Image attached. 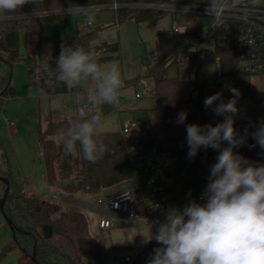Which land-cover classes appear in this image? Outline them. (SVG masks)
<instances>
[{"label": "trees", "instance_id": "trees-1", "mask_svg": "<svg viewBox=\"0 0 264 264\" xmlns=\"http://www.w3.org/2000/svg\"><path fill=\"white\" fill-rule=\"evenodd\" d=\"M122 2H176L177 0H119ZM194 2L198 0H181ZM95 0H38L37 10L52 9L93 4ZM36 5L28 4L21 9L31 13ZM163 11L152 8L123 7L115 13V19L121 22L133 19L142 22L159 16ZM51 16H47L49 18ZM33 17L31 20L21 19L11 22H0V114L4 112L5 103L13 93L12 76L13 63L21 60L27 67L28 82L51 81L54 93H65L69 86L59 81L56 58L60 47L74 48L81 46L85 50H93L97 62L119 57L120 47L117 42H103L94 44L102 26L96 29L78 31L72 37L59 40L52 39L43 27L46 19ZM25 34V48L21 50V34ZM213 41L214 48L202 47L204 42ZM241 47L234 38L232 31L223 27L211 26L207 31H198L194 39L184 44H177L165 57L160 58L150 67L147 76L153 80V97L155 108L162 110L164 121L158 127L140 129L129 136L121 130L99 132L98 139H102L107 151L97 163L91 164L85 160L79 150L66 155L62 140L69 135L72 124L78 123L82 118L79 114L65 115L58 121H49L39 132V146L45 158L47 179L51 186L63 196L73 198V195L82 191L96 193L105 188L112 187L121 181L143 175L140 159L132 149L135 146L144 154L153 156L157 168L153 172L155 183L153 188L157 195L169 196L166 205L160 213L146 208L145 197L147 193L135 192L134 199L137 213L146 215L152 224L163 221L170 207L182 209L189 204L191 195L202 185L208 182L210 170L206 161L213 160L212 149L201 148L197 155L188 158L186 143V124L199 125L222 122L223 116H216L211 108H205L203 101L206 97L223 90L225 102L232 98L225 83L240 90L237 103L251 94V74L244 72L239 64ZM190 61L202 64L207 61H218L221 73L216 77H190L183 79L178 76L171 77L168 70L173 63ZM217 104L219 101L216 102ZM118 110L108 104L101 106L91 115L102 116ZM181 110L188 113L185 124H176L175 119ZM236 129L243 135L247 127L249 133L253 132L251 120H235ZM254 140L249 136L247 143L240 147L246 153H254ZM184 151L187 160V171L177 174L169 155L174 151ZM60 169L69 172L67 176H59L56 164ZM264 163V162H263ZM0 176L8 178L10 191L2 210L5 218L12 221V239L0 252V260L15 248L21 253L17 264H104V253L100 245L92 238L89 223L85 213L79 209L64 208L60 203L34 195L25 190V183L18 179L8 168L0 165ZM1 182V181H0ZM3 184L2 198L6 184ZM191 192L189 196L188 193ZM52 226V234L47 237L45 226ZM156 229L153 228V232ZM159 245L155 240L145 244L133 264H146L152 249Z\"/></svg>", "mask_w": 264, "mask_h": 264}, {"label": "rangeland", "instance_id": "rangeland-1", "mask_svg": "<svg viewBox=\"0 0 264 264\" xmlns=\"http://www.w3.org/2000/svg\"><path fill=\"white\" fill-rule=\"evenodd\" d=\"M95 1L97 2L93 5L109 4L113 0ZM115 13L116 11L111 7L94 8V20L88 28L86 26L89 23L85 15L59 14L43 21L44 29L54 40L72 37L83 29H96L102 26L94 43L117 42L119 44L118 58L99 62L101 66L116 63L123 80L118 110L102 116L100 132L120 130L122 123L127 121L138 122L139 128L144 129L151 124L150 121L161 119L162 111L153 108V80L147 76L150 67L178 44V38L172 30L176 22L191 23L192 31L189 34L191 41L198 31H207L213 23L212 16L174 10L163 11L159 16L142 22H136L133 19L118 22L115 19ZM202 47L213 49L214 42H204ZM24 48L25 34L22 32L21 50L23 51ZM220 73L218 61H207L202 64L188 61L185 66L173 63L168 70L169 76H178L183 79L196 76L216 77ZM250 82L251 94L239 102L240 115L237 119L251 120L252 125H256L264 119V76L252 75ZM93 86L89 77L81 85L69 87L68 92L54 93L51 81L29 83L25 63L15 60L12 76L13 93L5 103L4 112L9 118L18 122L19 131H15V127L9 128L4 114H0V165L5 169L9 168L18 179L25 183L28 194L56 201L64 208L83 211L87 216L93 240L103 249L104 264H133L142 248L148 243L144 241L148 239L150 230L153 231L152 222L146 215L137 214L132 223L115 221L112 227L102 229L98 225L100 215L92 205L102 196L123 189H133L139 184L146 185L147 177L142 175L127 179L96 193L88 194L80 191L73 195L71 201L75 202L71 204L68 201L53 198V193L60 194V192L48 182L45 158L39 146L40 128L45 127L49 121H58L65 115L77 114L78 108L87 100L86 97L88 98V93ZM148 87H150L149 90ZM138 92L143 94L142 97L136 96ZM224 146H227L226 142ZM235 151L253 162H264V150H261L259 146L255 147L254 153L243 152L240 148ZM211 154L214 159L206 161L205 165L208 169H211L216 162L218 152L212 150ZM169 159L177 174L187 171L184 151H174L169 155ZM56 166L59 176L69 175L68 171L60 169L59 163ZM2 191L3 184L0 182V194ZM200 191L201 189H198L191 195L189 203L192 200L204 203L197 200ZM11 239V226L0 209V252ZM20 253L19 248L13 249L0 260V264H17ZM126 257H129L130 261H126Z\"/></svg>", "mask_w": 264, "mask_h": 264}, {"label": "clouds", "instance_id": "clouds-1", "mask_svg": "<svg viewBox=\"0 0 264 264\" xmlns=\"http://www.w3.org/2000/svg\"><path fill=\"white\" fill-rule=\"evenodd\" d=\"M250 3L259 5L260 0H250ZM28 4L36 7L31 13L21 11ZM37 5L38 0H0V22L31 20L33 17L42 20L57 14L38 11ZM195 7V2L186 5L184 12ZM231 10L232 6L223 0H211L204 13L217 18ZM60 14L85 15L91 24L94 6L69 4ZM56 65L57 79L69 87L81 85L91 77L94 86L88 99L93 105L118 106L123 80L116 63L101 66L93 50L61 45ZM224 88L232 94L227 102L223 99V90L203 101L206 109L211 108L216 116L224 117L222 122L215 126L186 124L189 159L201 148L218 152L201 194L205 202L192 200L182 209H168L164 220L156 222V230H150L144 241L155 240L159 245L152 249L146 264H264V163L253 162L235 151L247 143L249 136L255 141L250 147L259 146L264 150V119L253 125L255 130L251 133L246 127L242 135L234 126L240 115L237 107L240 90L229 83H225ZM78 114L82 119L70 126L69 135L62 140L64 153L75 154L78 142L83 158L95 164L107 151L106 144L98 139L100 118L93 114L83 119L86 115L83 109ZM187 118V111L181 110L175 123L185 124ZM225 142L227 146H224Z\"/></svg>", "mask_w": 264, "mask_h": 264}, {"label": "built area", "instance_id": "built-area-1", "mask_svg": "<svg viewBox=\"0 0 264 264\" xmlns=\"http://www.w3.org/2000/svg\"><path fill=\"white\" fill-rule=\"evenodd\" d=\"M197 7L191 9L188 12L195 14L205 15L204 10L211 1L198 0L194 1ZM227 5L232 6V10L223 13V15L214 18L213 27H223L227 31H232L234 38L238 41L241 47V54L239 58V64L241 69L251 75H264V0H260L259 5H252L250 0H223ZM193 2L176 1V2H151V3H139V2H122L119 0H113L109 4L93 5L94 8L111 7L116 13L123 7L129 8H152L155 10L167 11H183L186 5H190ZM63 8L47 10V12L57 13L49 16L59 15ZM66 9V8H64ZM45 12V11H41ZM88 24L86 28L89 27ZM173 32L178 38L179 44H184L190 41V32L192 31L191 23L176 22L172 28ZM186 61H190L189 57H186ZM145 62L147 59L145 58ZM150 87H148V90ZM142 96V93H137V97ZM83 109L86 113L85 116L97 112L101 109L100 105H93L89 100L85 101L82 106L78 108ZM6 125L9 128L16 127V121L9 118L5 112H3ZM126 135H133L140 130L138 122L127 121L122 123L121 129ZM134 152L140 159V167L143 171V175L147 177L146 185L139 184L133 189H123L121 191L102 196L98 198L92 205L93 209L100 215L98 225L100 228H110L114 225L115 221L122 223H132L137 216V206L134 199L135 192L147 193L145 197L146 208L150 211L160 213L162 208L166 205L169 196L157 195L153 185L155 178L153 172L157 168V162L155 158L149 154H144L138 150L135 146L132 147ZM207 183L202 185L201 191L198 194L197 200L199 202H205L201 199ZM53 198L61 199L72 202V198L63 196L62 194L55 193ZM75 202V201H74ZM72 202V203H74ZM156 229V223H153ZM126 261H130L129 257H126Z\"/></svg>", "mask_w": 264, "mask_h": 264}, {"label": "water", "instance_id": "water-1", "mask_svg": "<svg viewBox=\"0 0 264 264\" xmlns=\"http://www.w3.org/2000/svg\"><path fill=\"white\" fill-rule=\"evenodd\" d=\"M0 181L1 182H4L6 184L5 192H4L3 196H2V198L0 199V209L3 210L5 201L7 199V196L9 194V191H10V182H9L8 178H6L4 176H0ZM6 220H7L8 224L10 226H12L11 219L7 218ZM44 232H45V235L47 237L51 236V234H52V226H50V225L45 226L44 227Z\"/></svg>", "mask_w": 264, "mask_h": 264}, {"label": "crops", "instance_id": "crops-1", "mask_svg": "<svg viewBox=\"0 0 264 264\" xmlns=\"http://www.w3.org/2000/svg\"><path fill=\"white\" fill-rule=\"evenodd\" d=\"M85 5H89V4H85ZM153 19V18H152ZM146 21V20H145ZM105 27V26H104ZM103 28V27H102ZM84 30V29H83ZM121 30V29H120ZM95 41H97V39L95 40ZM94 41V42H95ZM93 42V43H94ZM101 43H103V42H99V43H94V44H101ZM186 62H188V61H186ZM186 62H182V63H180V66H185V64H186ZM26 65V64H25ZM26 70H27V67H26ZM261 77H263L264 75H260ZM262 82V81H261ZM29 83H32V82H29ZM263 83V82H262ZM139 93V92H138ZM143 95V94H142ZM136 96H137V93H136ZM139 97H142V96H139ZM154 98V97H153ZM86 99L87 100H89L87 97H86ZM86 100V101H87ZM154 109H156L155 108V99H154V107H153ZM159 110V109H158ZM162 111V110H161ZM162 113H163V111H162ZM163 121H164V113H163V116L161 117V119H154V120H152V121H150L151 122V124L148 126V127H158V126H160V125H162V123H163ZM18 127V122L16 121V127H15V131H19V129L17 128ZM148 127H146V128H148ZM41 129V128H40ZM114 131H116V130H114ZM121 191V190H120ZM118 192V191H117ZM53 194H55V193H53ZM69 203H71L72 204V202H70V201H68Z\"/></svg>", "mask_w": 264, "mask_h": 264}]
</instances>
